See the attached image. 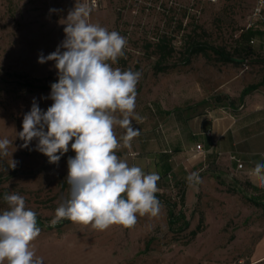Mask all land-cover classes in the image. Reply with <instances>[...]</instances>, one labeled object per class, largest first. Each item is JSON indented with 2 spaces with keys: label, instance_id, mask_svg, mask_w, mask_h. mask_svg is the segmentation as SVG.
I'll use <instances>...</instances> for the list:
<instances>
[{
  "label": "rangeland",
  "instance_id": "1",
  "mask_svg": "<svg viewBox=\"0 0 264 264\" xmlns=\"http://www.w3.org/2000/svg\"><path fill=\"white\" fill-rule=\"evenodd\" d=\"M254 3L255 0H103L100 7L93 8L89 0H0V139L11 141L8 155L0 154V212L8 208L4 194L17 193L25 198L27 208L51 223L56 208L66 201V191L59 181L67 177V161L75 152L69 145V151L53 164L35 150L38 140L33 139L28 148L20 147L24 141L17 133L22 131L23 117L33 102L46 111L53 100L50 92H30L18 82L26 78L37 83L58 82L56 62L41 64L38 59L41 53L46 57L61 45L65 20L76 4L92 9L91 23L117 31L127 39L124 55L112 67L142 74L136 86L135 108L140 119L132 122L140 134L127 146L131 154L123 150L122 140L117 150V155L131 165L133 159L143 158V151L150 150L141 139L152 138L155 127L165 139V125L158 123L162 121L157 118L158 109L173 111L191 105L194 112L205 105L228 104L231 99L240 104L242 88L261 80L264 53L258 49H262L263 34L240 37L248 28L264 31L261 18L252 14ZM163 33L174 37L176 52L170 61L178 62V66L157 73L153 66L158 54L147 45L155 43ZM192 38L226 47L234 60L223 62L213 53H199L191 63L181 64L180 52L185 41ZM216 96H221L223 102L216 101ZM115 134L119 139L125 129L116 126ZM12 159L18 162L15 168H11ZM161 179L162 207L157 216L137 214L138 222L130 229L113 225L98 231L72 221L61 229H43L33 241L36 255L43 258V264H264V258L256 260L264 237V207L255 210L243 195H239L236 205L220 196L187 197V178L175 181L165 175ZM169 203L176 212L185 211L190 221L187 229L169 228ZM201 215L203 228L192 236L190 231ZM150 238V249L142 252Z\"/></svg>",
  "mask_w": 264,
  "mask_h": 264
},
{
  "label": "clouds",
  "instance_id": "2",
  "mask_svg": "<svg viewBox=\"0 0 264 264\" xmlns=\"http://www.w3.org/2000/svg\"><path fill=\"white\" fill-rule=\"evenodd\" d=\"M91 10L76 4L65 20L61 45L48 56H39L41 64L56 62L58 82L51 85L50 94L53 103L42 111L33 102L17 136L24 141L21 148L38 140L35 150L49 163L58 164L69 145L75 152L67 161L69 198L56 208L52 225L69 219L98 231L113 225L130 229L138 222L137 214L157 216L162 207L156 196L159 174L145 173L117 155L121 140L130 147L140 134L132 122L140 119L135 108L142 74L112 67L124 55L127 39L91 23ZM116 126L125 129L119 139ZM10 143L8 138L0 139V154L8 155ZM17 163L12 159L11 168ZM252 171L264 183V163L257 162ZM187 180L202 182L198 173H190ZM3 199L8 208L0 212V264H43L33 248L41 233L36 212L26 207L20 194L5 193Z\"/></svg>",
  "mask_w": 264,
  "mask_h": 264
},
{
  "label": "crops",
  "instance_id": "3",
  "mask_svg": "<svg viewBox=\"0 0 264 264\" xmlns=\"http://www.w3.org/2000/svg\"><path fill=\"white\" fill-rule=\"evenodd\" d=\"M258 51L264 53V40ZM157 112V118H162L158 123L165 125V139L155 127L152 138L141 139L150 150L143 151V158L133 159L130 166L158 173V188L164 186L161 177L165 175L178 181L198 173L202 182L190 184L187 180V197L220 196L236 205L243 195L255 210L264 207V183L252 171L257 162L264 163V91L248 94L240 104L205 105L194 112L193 108ZM198 145L203 152L194 150ZM122 146L131 154L130 148ZM256 257L257 261L264 258V237Z\"/></svg>",
  "mask_w": 264,
  "mask_h": 264
},
{
  "label": "trees",
  "instance_id": "4",
  "mask_svg": "<svg viewBox=\"0 0 264 264\" xmlns=\"http://www.w3.org/2000/svg\"><path fill=\"white\" fill-rule=\"evenodd\" d=\"M263 34L264 31L256 32L254 29L248 28L246 31H243L240 37L247 38L248 36H252L254 34ZM174 37L172 35H169L167 33L160 34L158 36V39L153 44H148L147 47H154L153 51L158 54L157 61L153 68L155 69V72H166L169 71L172 68H175L178 66V62H171L170 58L174 55L176 52V46L173 43ZM259 52V51H258ZM199 53H213L216 58L219 60H222L223 62H231L234 60V55L232 52L226 49V47L223 46H214L211 45L208 42H201L196 41L192 38L191 41H185V47L184 50L180 52V59L181 64H189L192 61V58L199 54ZM261 62L264 65V59L262 58ZM21 86L25 87L26 90L33 92V91H46L51 93V85L52 84H45V83H37L36 80H32L29 78L24 79L23 81L18 82ZM264 89V74L261 78V80L257 82H253L245 86L241 94L239 96L240 100L243 101L245 97L258 90L259 88ZM215 100L218 102H223V98L221 96H216ZM206 100H201L200 103H205ZM234 103V99H231L228 104ZM222 105H226L225 103ZM187 108H193V106L189 105ZM59 184L61 186V189L66 191V200L69 198V191L70 187L66 181L65 177H62L59 181ZM156 196L158 200L160 201L162 198V194L158 191L156 193ZM182 200L185 202V195H182ZM250 200H253L255 203L259 204V201L254 198L250 197ZM203 216H200V220L197 223L196 227L193 228L190 231V234L192 236L196 235L199 231L203 228ZM71 221L69 219H60L55 225H52L47 219L43 218L41 215L37 214V226L40 227L41 230L46 229H61L63 226L69 224ZM168 222H169V228L174 231V229L177 228L179 230H185L190 226V221L187 219V215L183 209H180L178 212L175 211L174 206L169 203L168 206ZM153 242V239L150 238L146 242V248L142 252H146L150 249L151 243Z\"/></svg>",
  "mask_w": 264,
  "mask_h": 264
},
{
  "label": "built area",
  "instance_id": "5",
  "mask_svg": "<svg viewBox=\"0 0 264 264\" xmlns=\"http://www.w3.org/2000/svg\"><path fill=\"white\" fill-rule=\"evenodd\" d=\"M138 1L151 2L154 0H138ZM208 1L217 2L221 0H208ZM89 3L93 8H98L102 5L103 0H89ZM263 11H264V0H255L253 11H252L253 16L257 18H263ZM263 24H264V18H263ZM194 150H196L197 153L203 152V148L200 145H198ZM239 166L241 167L242 164H240Z\"/></svg>",
  "mask_w": 264,
  "mask_h": 264
}]
</instances>
